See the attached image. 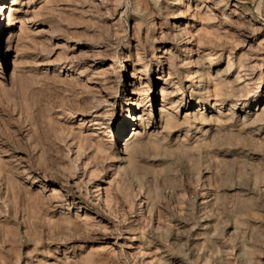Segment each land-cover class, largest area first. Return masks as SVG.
Instances as JSON below:
<instances>
[{
	"label": "rangeland",
	"instance_id": "374dc122",
	"mask_svg": "<svg viewBox=\"0 0 264 264\" xmlns=\"http://www.w3.org/2000/svg\"><path fill=\"white\" fill-rule=\"evenodd\" d=\"M7 3L0 264H264V0Z\"/></svg>",
	"mask_w": 264,
	"mask_h": 264
},
{
	"label": "bare ground",
	"instance_id": "6f19581e",
	"mask_svg": "<svg viewBox=\"0 0 264 264\" xmlns=\"http://www.w3.org/2000/svg\"><path fill=\"white\" fill-rule=\"evenodd\" d=\"M8 1V0H7ZM7 1L6 0H0V33H4L5 32V29H6V26H5V24L3 23V21H4V17H5V20L7 19V21L8 22H10V18L12 17V11H11V7H8L7 5H8V3H7ZM7 11H9V13H7ZM156 17V16H155ZM155 25H156V22H155ZM156 28V27H155ZM155 28H153V29H155ZM156 33H157V31H156ZM159 33V32H158ZM163 32H161V35L163 36V34H162ZM178 33L179 34H181V33H186L187 34V30H182L181 32H179L178 31ZM160 34V33H159ZM183 37V36H182ZM154 38V37H153ZM156 38V37H155ZM160 40V39H159ZM188 42V41H187ZM190 43L188 42V45L186 44V46H185V51H186V54H187V60H189V59H191V55H192V49L189 47L190 45H189ZM161 54V53H160ZM168 54V53H167ZM156 57V56H155ZM193 58V57H192ZM157 59V58H156ZM192 60V59H191ZM157 61V60H156ZM192 61H194V60H192ZM191 62V61H190ZM195 63V62H194ZM192 64V63H191ZM194 66H195V64H193ZM197 65V64H196ZM142 66V65H141ZM194 68V67H193ZM142 70V69H141ZM192 70V69H191ZM194 71H195V69H194ZM142 73V72H141ZM144 73V72H143ZM142 73V74H143ZM190 73H191V71H190ZM193 74H194V72H193ZM196 74H197V72H196ZM136 69L133 71V74H132V76L130 77L131 79H135L136 78ZM192 75V74H191ZM137 80V79H136ZM146 84V83H145ZM144 84H143V82H139V83H136V81H132V85H129L130 87H132L131 88V92H129V94H137L138 95V99H135L134 100V98L132 97V98H126V101H127V106H128V113L129 112H131V108H132V106H134V105H137V107H139L138 109L139 110H141L140 109V105L143 103V102H145V104H144V107H147V104H146V99L145 98H142V99H140L141 97H143L144 96V92L145 91H147V90H149V89H143V86ZM150 86V85H149ZM150 90H151V88H150ZM166 101H162V106H164V107H162L160 110L161 111H166L165 109H166ZM153 107V105L152 104H150V108H152ZM173 108V107H172ZM233 108H237V105H235L234 104V107ZM147 109V108H146ZM145 109V110H146ZM170 110H172L171 108H170ZM144 114H145V111H144ZM133 122L134 121H139V123L140 124H138L137 125V128L136 129H134V133H133V136H135L136 134H138L139 132H137L136 133V131H138L139 129H141L142 128V121H144V119H143V117L142 116H138V118H135V117H133L132 119H131ZM108 123V122H107ZM108 126V125H107ZM128 130V124L127 123H125L124 125H123V127H122V129L119 131V133L120 134H122V135H124V133L126 132ZM71 149V148H70ZM114 174V173H113ZM112 174V175H113ZM116 174V173H115ZM115 176V175H114ZM113 177V176H112ZM116 178V177H115ZM114 181L115 180H113V179H107V180H104V183H103V185H105V187H103L102 185H100L99 186V189L97 190V193H99V195H102L101 194V192H103L104 194H105V192H107V190L109 189V187H111L112 186V184L114 183ZM82 188V187H81ZM59 191V190H58ZM56 193V192H55ZM129 196V195H128ZM105 205H106V207H108L109 208V210H112V206H111V203L108 201V198L106 197V199H105ZM113 211V210H112Z\"/></svg>",
	"mask_w": 264,
	"mask_h": 264
}]
</instances>
